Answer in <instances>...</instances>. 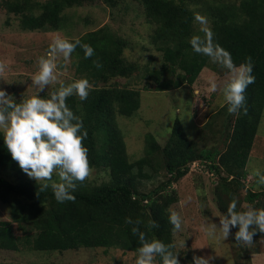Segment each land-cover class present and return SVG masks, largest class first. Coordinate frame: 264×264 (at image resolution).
<instances>
[{
    "label": "trees",
    "instance_id": "1",
    "mask_svg": "<svg viewBox=\"0 0 264 264\" xmlns=\"http://www.w3.org/2000/svg\"><path fill=\"white\" fill-rule=\"evenodd\" d=\"M89 1L93 0H5L4 8L19 19L22 30L41 33L66 29L70 19L67 10ZM104 1L115 7L126 0ZM137 1L143 7L146 21L155 24L152 42L158 44L163 56L159 68L127 60L124 51L128 40L109 25L69 37L95 49L94 56L89 58L84 57L79 46L72 54L76 73L89 80L91 90L86 100L73 95L67 98V103L82 117L88 131L85 144L91 164L108 167L109 179L99 184L77 182L76 199L59 203L50 187L41 191L40 182L20 174L22 169L0 136V171L12 170L17 176L13 180L0 174V201L11 211L10 220L0 219V249L55 252L104 247L136 252L139 240L125 217L140 219V228L149 239L175 244L167 211L179 200L173 184L187 175L191 163L198 158L220 179L216 194L224 211L241 188L247 190L246 198L257 208L264 207V187L260 191L250 187L247 169L264 114V0L203 1L204 10L212 16L214 40L231 52L235 64L250 56L254 65L255 81L245 93L247 112L235 113L226 147L198 146L177 117L166 144L159 143L153 133H147L146 154L131 160L119 117H132L140 110L141 90L130 85L132 78L146 80V89L155 84L156 90H173L192 84L211 61L194 52L188 43V38L198 31L193 23L197 8L193 9L189 3L196 4L198 0ZM93 60L102 66L96 67ZM119 78L128 79V84H120ZM55 89L41 95L47 96ZM222 108H227L226 103ZM161 168L167 177L146 190L144 181L154 180ZM14 222L22 230L21 235L16 233ZM260 235L257 231L253 237ZM174 250L178 252L176 247ZM184 254L178 255L180 264H190L191 255L184 257Z\"/></svg>",
    "mask_w": 264,
    "mask_h": 264
},
{
    "label": "rangeland",
    "instance_id": "2",
    "mask_svg": "<svg viewBox=\"0 0 264 264\" xmlns=\"http://www.w3.org/2000/svg\"><path fill=\"white\" fill-rule=\"evenodd\" d=\"M4 1L0 0V60L6 62V68L0 72V88L13 95L17 101L22 96L35 94L36 90L31 85V76L37 70V60L46 54L52 38L59 34L72 37L79 33H85L89 29L109 25L118 35L128 40V47L124 51L127 60L135 61L140 65L149 64L153 68H159L163 59L162 51L152 42L155 24L146 21L142 13L143 7L137 0H126L115 7H110L104 0L85 2L78 7L67 10L70 17L66 29L49 32H27L20 28L19 19L14 13L6 12ZM199 3H189V6L197 8L196 13L203 15L211 28L212 16L204 10V0ZM214 1V0H208ZM206 0V2H208ZM6 9V10H5ZM11 15V16H10ZM87 23H86V22ZM92 21V22H91ZM198 28V25L195 24ZM75 57L65 67L58 71V80L54 81L45 91L60 84L70 82L72 78H78L74 66ZM63 64V61H58ZM142 79V78H141ZM140 78L131 80V86L141 90L140 110L132 117L120 116L119 123L123 131L127 152L131 160L138 159L146 154L147 133H153L159 143L166 144L171 128L179 117L189 137L198 146L211 148L226 147L228 136L232 131L235 113L223 109L226 103L223 98V86L228 79L227 70L210 61L192 84H185L173 90L159 91L151 84L150 89L145 88L146 80ZM215 80L217 90L212 91L210 81ZM119 83L128 84V79L119 78ZM152 82L148 79V82ZM264 167V114L254 141L247 165L250 172L249 185H252L255 177L251 175L252 168ZM8 179H17L15 171L2 170ZM20 174L29 177L23 170ZM167 175L163 168L154 180L144 181L146 190L157 186ZM109 179V169L106 166L93 167V171L86 180L89 183L99 184ZM53 180L59 177L53 173ZM220 186V179L215 172L206 166L200 158L191 163L189 172L178 182L173 184L179 200L172 207L180 212L183 217L182 231L174 235L175 247L179 253L187 257L188 254L203 255L210 258V264H245L251 261L253 264H264V233L253 237L251 244H241L235 240L234 228L228 238L222 235L208 236L206 227L211 223H219V216L225 211L220 206L216 191ZM261 187L257 186L260 191ZM247 190L241 188L236 198L238 208L252 204L246 198ZM191 196L190 201L185 202V197ZM224 197L228 200L227 195ZM255 207L257 205H254ZM11 218L10 207L0 201V219ZM15 231L21 235L22 230L17 222H14ZM219 231V230H217ZM137 252L123 251L118 248L81 247L64 251H36L22 249L20 252L0 249V264H135ZM158 264V262H157Z\"/></svg>",
    "mask_w": 264,
    "mask_h": 264
},
{
    "label": "clouds",
    "instance_id": "3",
    "mask_svg": "<svg viewBox=\"0 0 264 264\" xmlns=\"http://www.w3.org/2000/svg\"><path fill=\"white\" fill-rule=\"evenodd\" d=\"M193 23L198 25V31L188 38L192 50L227 70L228 79L222 91L228 112L243 110L246 113V89L255 81L252 58L246 57L241 64H235L231 52L214 40L203 15L194 14ZM78 46L84 50L85 58L94 56L93 46L80 39L73 40L59 34L52 38L46 54L38 57L37 70L31 76L35 94L22 96L17 101L13 95L0 88V136L4 145L19 167L29 177L40 182V190L50 187L59 203L74 201L77 182H84L93 171L89 148L85 144L88 131L82 117L67 103V98L73 95L81 101L86 100L91 84L86 77L72 78L47 96L41 93L58 80L59 69L67 65ZM61 60L63 64H58ZM93 64L98 68L102 66L98 60H93ZM6 66V62L0 60V72ZM209 83L211 90L216 91V81L213 79ZM54 172L59 180H53ZM251 175L255 177L254 185H250L254 191L257 186L264 187V167L252 168ZM191 199V196H187L185 202ZM167 211L175 235L183 229V217L172 206ZM125 222L133 225L131 231L139 240L135 264H157V257L159 264H180L174 243L149 239L148 234L141 230L142 221L138 218L133 220L132 217H125ZM234 227H238L236 242L251 244L257 231L264 233V207L257 208L249 204L238 208V201L233 199L225 213L219 216V223L211 222L206 232L210 237L222 235L226 239ZM190 264H210V258L193 254Z\"/></svg>",
    "mask_w": 264,
    "mask_h": 264
}]
</instances>
